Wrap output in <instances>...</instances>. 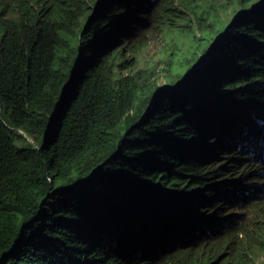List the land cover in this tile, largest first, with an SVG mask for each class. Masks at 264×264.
<instances>
[{"label": "trees", "instance_id": "trees-1", "mask_svg": "<svg viewBox=\"0 0 264 264\" xmlns=\"http://www.w3.org/2000/svg\"><path fill=\"white\" fill-rule=\"evenodd\" d=\"M154 4L0 0V264H264V0Z\"/></svg>", "mask_w": 264, "mask_h": 264}, {"label": "rangeland", "instance_id": "rangeland-1", "mask_svg": "<svg viewBox=\"0 0 264 264\" xmlns=\"http://www.w3.org/2000/svg\"><path fill=\"white\" fill-rule=\"evenodd\" d=\"M180 1L181 0H155V10H154V14H152V18L150 20L148 19H142L139 20L138 22H136L135 24L137 25L136 28L132 31L133 33L129 34L128 36L125 37V39H129L131 40V42L133 44L135 43H141V45L144 47L142 54H145L147 57H155L157 50H158V46L160 45L161 42V33L165 30L167 23H173V19L170 18V15L173 18H178L176 15L173 14V12H176L177 9H180ZM218 3L224 1V0H217ZM173 7L172 11H170L168 8L166 10H161L162 7ZM96 22V20H95ZM94 23L92 22L91 25H89V27H87V30L85 33H87L90 29L91 26ZM124 43L119 44V46L117 47H121ZM127 51V50H125ZM126 56L129 57V61H127L125 64L127 67H131L134 64H136V60H133L131 58V55L128 52H125ZM245 155V154H243ZM260 156L264 159L263 155L260 154ZM215 166L218 167V163L215 164ZM216 168V169H217ZM263 177H264V172H263ZM252 178L249 177L247 178L245 181H243L242 183H239L240 181L237 182L236 186H232L231 188H226L225 189V195L227 197H230L232 195H245L246 197H248L247 194H245V191L247 189H249V187H243L245 186L244 184L248 185V181ZM264 184V182H263ZM242 186V187H237V186ZM259 186H263V185H259ZM230 189V190H228ZM228 190V192H227ZM255 199V201L257 200V198L255 196L252 197V199L250 201H253ZM259 203L257 206V208L259 207H264V199H260L258 200ZM241 203L243 207L244 205L247 204V202L242 201ZM240 208V206L237 205V209Z\"/></svg>", "mask_w": 264, "mask_h": 264}, {"label": "clouds", "instance_id": "clouds-1", "mask_svg": "<svg viewBox=\"0 0 264 264\" xmlns=\"http://www.w3.org/2000/svg\"><path fill=\"white\" fill-rule=\"evenodd\" d=\"M263 157H264V153H262Z\"/></svg>", "mask_w": 264, "mask_h": 264}, {"label": "bare ground", "instance_id": "bare-ground-1", "mask_svg": "<svg viewBox=\"0 0 264 264\" xmlns=\"http://www.w3.org/2000/svg\"><path fill=\"white\" fill-rule=\"evenodd\" d=\"M196 17V16H195ZM247 225V224H246ZM255 226V225H254Z\"/></svg>", "mask_w": 264, "mask_h": 264}, {"label": "water", "instance_id": "water-1", "mask_svg": "<svg viewBox=\"0 0 264 264\" xmlns=\"http://www.w3.org/2000/svg\"><path fill=\"white\" fill-rule=\"evenodd\" d=\"M97 8V7H96Z\"/></svg>", "mask_w": 264, "mask_h": 264}]
</instances>
